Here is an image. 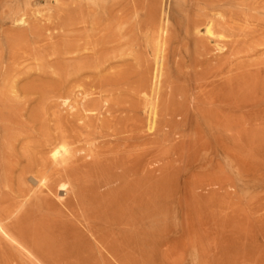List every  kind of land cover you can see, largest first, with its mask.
Returning a JSON list of instances; mask_svg holds the SVG:
<instances>
[{"label":"bare ground","instance_id":"1","mask_svg":"<svg viewBox=\"0 0 264 264\" xmlns=\"http://www.w3.org/2000/svg\"><path fill=\"white\" fill-rule=\"evenodd\" d=\"M183 1L165 28L140 0H0V232L30 255L0 237V262L176 264L175 165L264 140V58L241 61L264 50V0ZM140 30L157 31L153 63Z\"/></svg>","mask_w":264,"mask_h":264},{"label":"rangeland","instance_id":"2","mask_svg":"<svg viewBox=\"0 0 264 264\" xmlns=\"http://www.w3.org/2000/svg\"><path fill=\"white\" fill-rule=\"evenodd\" d=\"M20 1L24 6L29 0ZM140 1L145 7L140 9V18L145 19L149 6L156 4L157 22L165 28H175L177 21H184L193 12V8L183 0ZM51 5L43 2L33 5L32 9L40 17L47 16L51 13ZM7 6V3L0 6V15ZM7 27L15 26L9 24ZM156 32L140 30V50L135 54L137 61L140 58L150 63L155 61L151 47L156 43ZM260 58H264V50L257 55L243 57L241 61H258ZM7 61L6 58L4 66ZM129 62L136 63V60L129 57ZM34 63L29 61L25 65ZM29 81L25 78L22 85ZM146 100L149 97L142 94L139 118L148 125ZM243 126L244 122H241L240 128ZM175 166V175L168 186L180 211L176 223L179 228L187 224L191 236L189 243L175 255L176 264H199L201 252L208 262L215 252L219 253L216 264H264V140L241 138L237 141L234 159L221 150H192L188 163L179 161ZM159 167L160 164L153 163L148 169L156 170L155 175H158ZM59 195L63 197V193L59 192ZM55 201L58 202L59 198H55ZM181 203L188 205L187 216L179 207ZM0 237L8 240L13 249L23 253L25 259L30 257L6 234L0 232ZM0 264L23 263L12 260ZM208 264H212V261Z\"/></svg>","mask_w":264,"mask_h":264}]
</instances>
